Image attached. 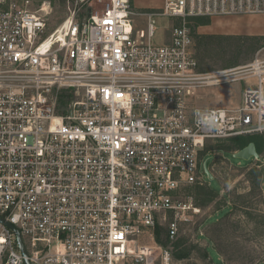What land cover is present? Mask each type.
<instances>
[{
    "label": "built area",
    "instance_id": "built-area-1",
    "mask_svg": "<svg viewBox=\"0 0 264 264\" xmlns=\"http://www.w3.org/2000/svg\"><path fill=\"white\" fill-rule=\"evenodd\" d=\"M85 2L48 31L44 5L0 0V264H171L139 239L174 214L173 240L184 212L199 213L180 195L205 182L210 142L264 135V63L245 71L254 84L240 106L195 105L185 21L264 16V0H163L145 30L133 29L130 0H95L102 9L78 15ZM158 15L182 22L161 46ZM61 90L78 98L66 111Z\"/></svg>",
    "mask_w": 264,
    "mask_h": 264
},
{
    "label": "rangeland",
    "instance_id": "rangeland-1",
    "mask_svg": "<svg viewBox=\"0 0 264 264\" xmlns=\"http://www.w3.org/2000/svg\"><path fill=\"white\" fill-rule=\"evenodd\" d=\"M30 10L38 11L44 5L47 30L58 26L72 11L75 0H29ZM133 27L146 29V13L159 14L163 0H130ZM87 8L99 10L103 4L86 0L77 14H85ZM187 18L186 26L193 37V54L197 61L196 72L201 79L195 84L191 101L204 109H233L241 105L243 91L254 84V78L245 72L257 60L264 63V16H224ZM177 18L158 15L155 17L153 45L161 46L171 42V31L181 25ZM225 74L232 81L215 82L216 75ZM57 108L67 110L78 98L68 90L58 92ZM60 111V110H59ZM239 137L210 142L205 160L212 157L209 172H204L205 182L183 188L180 199L190 202L199 213L184 212V219L178 221V234L166 248L174 252L172 243L182 240L183 248L190 251L189 258L171 264H264V135L258 148L259 160L238 159L233 156L232 141ZM248 141V139H244ZM253 170L262 172L263 180L258 189L250 182ZM212 191L215 196L205 206H200L203 195ZM174 214H163L153 230L146 231L139 239V247H154L156 255L162 247L155 240L159 230L162 240L168 234V222ZM180 217V216H179ZM164 248V247H162ZM259 262V263H258ZM123 264H136L131 260ZM148 264H160L152 259Z\"/></svg>",
    "mask_w": 264,
    "mask_h": 264
},
{
    "label": "trees",
    "instance_id": "trees-1",
    "mask_svg": "<svg viewBox=\"0 0 264 264\" xmlns=\"http://www.w3.org/2000/svg\"><path fill=\"white\" fill-rule=\"evenodd\" d=\"M195 18H197L196 20L199 24L205 23V22H203L202 19H200L198 17H195ZM243 138L248 139V141H244ZM260 138H261V136H259V135L239 137V139L232 141L231 149L232 150H241L244 147H246L249 143H253L255 145L256 151L258 153ZM260 178H262V180H263L262 172L259 170H253V176L250 177V182H251L252 187L254 189L259 188V185L261 182ZM203 196H204V198L202 199L201 203L199 204L200 206H205L206 204L211 202L213 200L215 194L212 191H207L205 193V195H203ZM160 233L161 232L159 230H157V232L155 233V240H156L157 244L166 248L167 244L169 243L168 234H166L165 240H162ZM172 246H173V249L175 250L174 252L171 253L173 259H175L177 261H183V260H186L189 258L190 251H189V249H187L185 247L183 248L182 240H177V241L173 242Z\"/></svg>",
    "mask_w": 264,
    "mask_h": 264
},
{
    "label": "water",
    "instance_id": "water-1",
    "mask_svg": "<svg viewBox=\"0 0 264 264\" xmlns=\"http://www.w3.org/2000/svg\"><path fill=\"white\" fill-rule=\"evenodd\" d=\"M233 156L235 158L243 159V160H249L250 158H254L256 160H259L260 159V156L258 155V153L256 151V148H255V145L253 143H249L243 149L238 150L237 152H235L233 154ZM211 162H212V157L207 158L203 162V170L206 173V175L208 176V179L209 180H212V176H211V174L209 172V165H210ZM0 221L2 222L3 220H0ZM8 227L11 228L13 230V232L16 234V239H17L18 246H19V248H20L23 256H26L24 247H23L22 242L20 240V234H19V232L13 226H11V225H8ZM25 264H29V262H28L27 259L25 260Z\"/></svg>",
    "mask_w": 264,
    "mask_h": 264
},
{
    "label": "bare ground",
    "instance_id": "bare-ground-1",
    "mask_svg": "<svg viewBox=\"0 0 264 264\" xmlns=\"http://www.w3.org/2000/svg\"><path fill=\"white\" fill-rule=\"evenodd\" d=\"M228 72H222L218 75H216L214 78H219L217 81L215 82H229L232 81L231 79L228 78V76H226L225 74Z\"/></svg>",
    "mask_w": 264,
    "mask_h": 264
},
{
    "label": "crops",
    "instance_id": "crops-1",
    "mask_svg": "<svg viewBox=\"0 0 264 264\" xmlns=\"http://www.w3.org/2000/svg\"><path fill=\"white\" fill-rule=\"evenodd\" d=\"M133 29H134V30H140V29H135L134 27H133Z\"/></svg>",
    "mask_w": 264,
    "mask_h": 264
}]
</instances>
